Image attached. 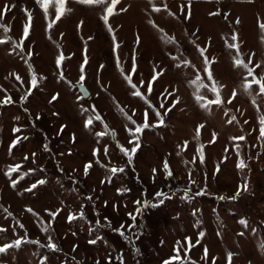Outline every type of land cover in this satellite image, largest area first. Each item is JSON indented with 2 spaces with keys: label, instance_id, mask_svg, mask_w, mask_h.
I'll return each mask as SVG.
<instances>
[{
  "label": "rangeland",
  "instance_id": "obj_1",
  "mask_svg": "<svg viewBox=\"0 0 264 264\" xmlns=\"http://www.w3.org/2000/svg\"><path fill=\"white\" fill-rule=\"evenodd\" d=\"M5 5L0 247L23 243L0 254V264H229V254L230 264H264V94L227 46L236 44L239 59L251 58L253 75L264 77V0H120L108 25L104 5L66 0L58 21L54 3L47 17L36 0H0V10ZM74 82L86 83L87 99ZM213 85L219 104L209 103ZM6 97L12 102L4 104ZM145 113L150 125L163 124L137 134L140 147L129 163L120 149L135 146L130 130L144 124ZM16 164L22 167L9 178L5 172ZM112 167L124 171L113 175ZM39 180L45 183L26 191Z\"/></svg>",
  "mask_w": 264,
  "mask_h": 264
},
{
  "label": "snow or ice",
  "instance_id": "obj_2",
  "mask_svg": "<svg viewBox=\"0 0 264 264\" xmlns=\"http://www.w3.org/2000/svg\"><path fill=\"white\" fill-rule=\"evenodd\" d=\"M78 3L80 4H84V5H104V15L101 16V20L104 22L105 25H108V22H109V17L112 16L114 14V9L116 8V5L120 3V0H110V3H108V0H77ZM149 2L151 3L152 0H149ZM36 3L41 7V9L43 10V12L45 13V16L47 17L48 15V12H49V5L51 3H54L55 4V20H60L61 19V16L65 13V4H66V0H36ZM10 10V7L9 5H5L4 6V9L3 10H0V19L3 18L4 15H6V12ZM160 9L158 8H153V11H159ZM28 16V23H25L24 27H23V37L24 38H27L29 36V33H30V24H31V20H32V17H31V14H27ZM239 21H237L238 23ZM52 24L50 23L48 25V28L51 29L52 28ZM261 29H264V24H261L260 25ZM110 32L112 31V29L109 27L108 29ZM9 31V29L5 28L4 29V32H7ZM237 39V37L235 35L232 36V40L235 41ZM113 40L115 41V37H113ZM0 43H4V41L0 40ZM23 44V40L20 41V45H17V47H20L21 45ZM229 48H234V49H237V59L235 60V66L237 67H243L244 69H247L248 71V76H251L252 77V84H258L259 85V92L261 94H264V77H261L260 79H257L254 75H253V72L255 69L253 68H249L248 65L252 63V60L251 58H249L248 60V63H244L241 59H239V51H238V46L236 44H228L227 45ZM116 47H119V45H116ZM21 51H23V48H21ZM115 51V49H114ZM30 54V53H29ZM201 55L203 56L204 55V50H201ZM64 59V57L61 55L59 56L57 59H56V65L57 67L59 68L61 66V63H62V60ZM117 62H118V65H119V60L117 59ZM207 63H208V60L207 58H205V72L208 73V78L209 79H212V76H211V72L208 71V68H207ZM256 67H260V65H256ZM81 77H80V80L83 81L84 80V76H83V65L81 67ZM159 75V73L157 72L156 75L153 76V80H155L157 78V76ZM17 80H19L20 78L17 76L16 77ZM125 79L129 81V83L131 84V76H125ZM31 85L33 88H35L37 86V78L35 75L32 76L31 78ZM133 87H135V85H132ZM80 87L83 89V84L80 85ZM200 87H204L203 84L200 85ZM244 88L246 91H248L250 88H251V84H244ZM148 89L149 91H151L152 89V83L149 82L148 83ZM210 91L214 92V93H217L216 96H215V99L214 100H211L209 101L210 104H219L221 102V97L220 95L218 94V89L216 88L215 85H213V87L210 89ZM86 95V93H85ZM134 95H137L139 96L140 93L137 91L134 93ZM233 95H235V93H233ZM27 97H22L21 99H26ZM53 100L57 99L56 96H53L52 97ZM202 99L201 96H197V102L199 103L200 100ZM11 98L10 97H6V99L3 101L4 104H8V103H11ZM229 103H231V101L229 100ZM161 107H163V105H161ZM201 107H205V105H201ZM85 111H87V109H85ZM157 117L160 116V113L157 112L156 113ZM37 119H39V117H37ZM93 119H96V120H99L100 117L99 116H96V117H89L88 120L86 121L85 123V127L87 128L90 124H92L93 122ZM129 119H131V117H129ZM233 119H235V117H233ZM231 122V121H229ZM163 124V120L161 119L160 120V125ZM260 124H261V129H260V136L261 138H264V118H262L260 120ZM160 125H150L148 123V120H147V113H145V122L143 125H140V126H137L133 131L130 130V135H132L134 137V140L136 141V144L135 146L131 149V151H126L124 148L121 147V151L124 152V154L127 156L128 158V162L131 163L132 159H133V154L138 150V148L140 147V144H139V136L137 134L141 133L144 129L148 128V127H158ZM200 127H203L202 125ZM20 129H14V132H19ZM97 135H100L99 133ZM115 134L113 133V136ZM24 139H27V137H24ZM240 140H243L244 137H240L239 138ZM19 142V138L15 141H13V144L10 146V149L9 151L11 152V149L14 148L16 146V144ZM130 143H133V141H129ZM237 148H239V145H237ZM105 153H107V149H105ZM237 154L239 155V152H237ZM95 155V153H94ZM25 159H28V157H25ZM200 162L203 163V155L201 154V157H200ZM22 167V165L20 164H16L14 166H11L9 167V169L7 170V172H5V175L8 176L9 178H11L12 174L13 173H17L20 168ZM91 167V164H87L85 165V168H84V172H85V175L88 174V170L89 168ZM237 167L240 168V169H243L244 167H246L245 163L243 160H241L238 164H237ZM164 170L165 172L170 176L171 175V172L168 171V164L167 162H165L164 164ZM109 171L115 175L117 172H123L124 169L123 168H119L117 169L116 167H112L109 169ZM155 172V170H153ZM27 173H24V174H21L19 176V180H23L24 179V175H26ZM16 183H18V180H12V186L15 187ZM45 181L44 180H39L36 184H32L30 188H27L26 191L28 192H31L33 189H36L38 184L39 185H42L44 184ZM194 183V181H193ZM243 188L244 190H247V184L245 183V185H243ZM204 193L203 192H196L195 195H203ZM158 197L163 195L162 193H157L156 194ZM239 195H241V191L238 190L237 193L235 194V196L232 197V199H236V197H238ZM185 197H187V192H185ZM165 198H169V197H165ZM221 199H223V197H221ZM163 200L160 201L161 204H163ZM152 207H157V205H152ZM29 211H31L29 209ZM137 212H140V209L138 208L137 209ZM50 215L55 218V216L57 215V213H50ZM81 218L82 215H81ZM68 221L71 222L72 220L76 219V217H74L73 215H69L68 216ZM131 219L135 220L136 217L135 216H132ZM239 223L241 225H246V221L245 220H240ZM123 227V226H122ZM6 229L4 228H0V233H3L5 232ZM44 231H47V229H44ZM121 235H123V233H120ZM204 234L203 233H200V236L202 237ZM30 243H36V241H29ZM199 241H197L198 243ZM23 241L21 239H17L15 240L14 243H11V244H4V246L0 247V254H4V253H7L9 249H14V248H19L21 245H22ZM89 243L91 244H95L96 241L95 240H90ZM189 243V246H191V242L188 241ZM47 247L49 249H51L52 251H56L57 248H56V245L54 243H52L51 241H49V243L47 244ZM205 255L207 256V249H205ZM177 258H178V251H177ZM228 259H229V264L231 262V254H229L228 256ZM41 264H43V261L41 262ZM164 264H172L171 260L169 261H165Z\"/></svg>",
  "mask_w": 264,
  "mask_h": 264
},
{
  "label": "water",
  "instance_id": "obj_3",
  "mask_svg": "<svg viewBox=\"0 0 264 264\" xmlns=\"http://www.w3.org/2000/svg\"><path fill=\"white\" fill-rule=\"evenodd\" d=\"M83 84V89L80 87V85ZM73 86L78 90L80 93V96L84 99H87L90 96V90L88 89L86 83L84 82H74ZM86 93V95H85Z\"/></svg>",
  "mask_w": 264,
  "mask_h": 264
},
{
  "label": "crops",
  "instance_id": "obj_4",
  "mask_svg": "<svg viewBox=\"0 0 264 264\" xmlns=\"http://www.w3.org/2000/svg\"><path fill=\"white\" fill-rule=\"evenodd\" d=\"M196 1H210V0H196ZM221 1H227V2H235V1H256V0H221Z\"/></svg>",
  "mask_w": 264,
  "mask_h": 264
}]
</instances>
